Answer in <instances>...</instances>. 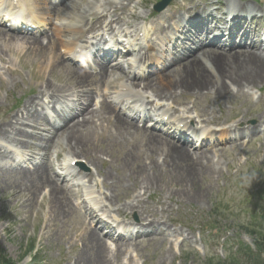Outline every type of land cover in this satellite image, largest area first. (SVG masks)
I'll return each instance as SVG.
<instances>
[{"label":"bare ground","instance_id":"obj_1","mask_svg":"<svg viewBox=\"0 0 264 264\" xmlns=\"http://www.w3.org/2000/svg\"><path fill=\"white\" fill-rule=\"evenodd\" d=\"M62 1L0 0V11L5 12L2 19L9 15L8 22H12L14 20L12 16L18 13L25 14L29 22L40 26L44 25L46 17L49 19L63 17L62 26L56 27V31L43 38L11 35L0 30L1 42L11 46H14L15 42L21 51L27 49V45L29 49H37L34 51L35 54L54 50L55 46L59 52L61 43L64 53H60V62L53 52L50 55L43 54V57L47 55L49 58V60L45 58L48 64H42L44 59L39 61L46 70L49 69V72L57 65L65 68L63 62L68 60L81 61L75 57H86L92 47H95L97 52L104 51L107 58L94 62L96 65L94 73L88 72L86 67L77 70L72 67L66 68L69 88L41 81L37 95L28 99L20 110L5 115L0 120V178L13 177L15 172H19L23 180L30 183L26 203H31L33 198L41 195L44 191L41 188H48L49 191L41 199L43 201L47 199V218L51 215L54 219L64 221L75 214L79 215L84 225L82 229L95 228V231L91 229L93 232L86 231L81 234V240L84 241L81 252H85L89 247L98 254L95 264H112L108 258L111 251L136 250V244L131 245L130 241L133 238L125 239L124 236H119L118 240L114 241L116 243L114 247L109 245L106 240H110L111 234L103 235L101 228L96 227L95 221L99 212L103 219L109 218L116 223L117 217L111 215V210L120 215L136 211L141 217L140 222L131 224L134 229L138 228L139 234L136 235V239L144 241L167 239L170 236L167 231L171 224L162 215L157 217L147 211L140 194L136 195V201L130 200L124 206L118 205L117 209H112L118 204L112 188L114 177L110 172L100 174L98 164L103 159L102 156H111L117 147L118 152L122 153L131 136L143 130L149 140V143L144 145L146 149L137 148L138 152L135 150L129 154L124 153L125 158L136 157L137 161L144 165L145 161L152 164L148 170V177H143L144 180L139 187L145 190V193L158 189L160 184L156 181L155 174L157 170L170 165L174 160L171 151L177 150L176 153L179 151V155L183 154L192 162L193 173L188 180L171 178L173 182L177 180L183 187L173 195L189 202L193 199L200 200L201 196L193 194L192 190L198 178L196 170L201 176L206 175L208 178L221 174L219 160L210 153L215 144L208 143L216 136L215 133L219 132L223 136L224 143L236 147L243 138L254 136L257 130L264 132V117L257 119V126H245L247 130L241 131L239 125L245 118L239 119L238 112L233 115V122L218 116L206 119L207 106L201 108L196 104L198 100L208 104L211 99L218 103L224 97L230 99L248 97L254 88L263 87L264 40L261 33L254 34L253 30L254 28L261 30L259 20L264 18V10L260 4L258 9H250L237 0H186L184 6L179 7L175 4L159 12L155 16L153 27L145 30L146 34L143 36L138 22L149 21L150 18L137 11L138 3L135 0H101L96 4L88 0H69L66 7L62 4L67 0L63 3ZM195 2H201L203 5L196 4L188 8V5ZM139 5L146 8L145 3ZM226 14L232 16V19L226 18ZM214 30L218 32L214 33ZM65 33L68 34V38L63 40L62 38H66ZM85 34H91L92 38H87ZM107 35L111 36V42L115 47L113 50L98 48V45L108 42L105 41ZM60 38L59 43L57 40ZM235 38L240 40L239 45L234 43ZM125 40L126 55L121 52ZM155 43L156 46L159 44L161 50L158 58L150 52L156 47ZM2 54L0 46V56ZM127 55L130 58H127ZM123 59H129L130 67H125L126 60ZM143 60L147 65L157 61L160 70L156 73L150 71L140 63ZM82 62L92 68L88 60ZM113 88L116 90L111 92ZM97 91L102 92L104 98L98 105L93 106L94 93ZM188 96L195 97L197 118L191 115L188 107L179 110L173 106L174 102L176 105H184ZM63 99L71 103L70 106L67 104L65 108L58 110L60 121L58 124L46 111L50 110V107L54 108L55 104ZM119 103L126 104L125 109L130 108L140 114H144L151 105L155 112L163 109L161 115L159 114L162 116L159 122H164L163 120L170 115L164 124L172 122L181 131L199 133L200 136L196 134L198 139L195 145L200 146L197 147L199 150L193 153L186 145L190 141L187 140V143L181 145L176 138H172L170 132L156 134V130H152L155 133L150 132L147 126L139 127L137 123L130 121L125 111L117 110ZM171 112L180 113L173 117ZM196 119H199L200 127L192 126ZM107 125L110 132L107 131ZM208 125H218L220 128L211 129ZM106 132L109 138L106 140L107 149H104L100 143L105 140ZM45 133L50 135L47 137ZM52 146L59 148L58 155L67 152L71 159L57 165L51 164L49 156ZM12 147L27 153L20 155L23 161L37 160L40 152H43L41 157L43 161L36 164L30 162L26 167L19 165L13 169L7 168L12 158H18V153L11 149ZM110 147L113 150H109ZM75 159H84L102 178L101 181L100 178L96 180V184L85 187L86 197L93 205L89 210L84 206L85 200L76 203V200L83 198V192L75 185H62V192L54 185L60 182L62 176L63 182L77 177L76 168L72 166ZM55 168L64 171L65 174L60 175ZM86 177L91 180L94 174H86ZM110 179L111 183L108 182ZM3 184L4 190L9 191L8 196L11 198H17L23 193L20 178H10ZM108 184L110 187H107ZM82 185L84 186V183ZM183 190L185 192L181 193ZM55 196L60 197L59 202L55 201ZM122 196L123 201L130 199L134 197V191L128 186H123ZM169 197H172L171 193ZM79 210L83 212L85 218ZM118 231L120 234L123 233L120 229Z\"/></svg>","mask_w":264,"mask_h":264},{"label":"rangeland","instance_id":"obj_2","mask_svg":"<svg viewBox=\"0 0 264 264\" xmlns=\"http://www.w3.org/2000/svg\"><path fill=\"white\" fill-rule=\"evenodd\" d=\"M135 1L138 3L137 11L150 18L149 21L141 20L144 30L151 29L155 16L159 13L155 9L159 0ZM185 1L172 0L169 6L175 4H178L179 7L184 6ZM237 2L250 9H258L260 4L264 10V0H237ZM68 3L69 0L63 7H66ZM139 3H145L146 8H143ZM196 4L203 5L201 2H195V4L188 5V8ZM151 13L153 15H150ZM259 22L262 30L264 18ZM55 25L60 26V23L56 20L48 27L55 28ZM253 32L254 34L255 32L259 33L260 30L254 28ZM28 37L34 38L35 35H28ZM4 43L0 39V46L3 50V54L0 56V120L5 115L20 110L28 99L37 95L41 81L69 88L66 72L71 66L67 61L63 62L65 68L52 65L56 67L50 72L39 63L44 59L42 64H48L47 55H50L51 52L60 62L58 53L61 52L60 50L58 52L56 46L54 50H46L43 54L47 55L43 57L41 53H34L37 49H29L27 45V49L21 51L15 42L14 46ZM130 80L132 79L130 78ZM187 98L184 105H176L174 102L173 106L179 110L188 107L191 115L197 118L194 106L195 97L188 96ZM196 104L201 108L207 106L206 119L218 116L233 122V115L238 112L239 119L245 118L239 125L240 130H247L244 128L245 126L255 127L258 124L257 119L264 117V85L261 88H254L248 97L243 96L235 99L224 97L218 103L211 99L208 104L203 100H198ZM179 113L176 112L174 116H178ZM51 114L54 116V113ZM196 120L197 123L192 122V124H198L199 119ZM159 126L154 121H149L147 129L150 132L156 130V134H161L163 130L159 129ZM208 126H211V129L218 130L220 128L218 125ZM173 130L171 129L170 132L173 133ZM107 131L110 132L109 125H107ZM108 132L105 133V140L100 143L101 148L107 149ZM47 134L45 133V135ZM215 134L216 136L213 138L215 146L212 147L210 153L215 156L216 160H219L221 174L208 178L206 175L201 176L196 170L198 178L192 190L193 194L201 196V199H193L191 202L173 195L183 187L177 183V180L173 182L171 178L190 179L193 173L192 162L183 154L179 155V151L176 153L177 150H172L171 155L174 160L167 168L157 170L155 178L160 184L158 189L145 193V190L141 189L139 185L141 186L144 178L148 177V170L152 164L145 161L144 165L137 161L136 157H124V153L135 152L137 148L146 149L144 145H147L149 140L143 130L131 136L129 144L124 145L125 149L122 153L118 152V147L114 150L111 147L108 148L113 150L111 156L106 154V156H102L103 159L99 162L98 169L100 174L110 172L114 177L112 188L114 189V199L118 204L112 209H117L118 205L124 206L130 200L136 201V195L140 194L144 199L147 211L157 217L162 215L171 224L167 231L170 236L167 239L144 241L136 239V235L139 234L138 228L134 229L131 226V222L134 224L140 222L141 217L136 211L120 215L111 210V215L116 216L121 224L131 226L130 231H127L126 234L133 238L130 241L131 245L136 244V250L111 251L108 258L112 264H206L209 260L217 261L219 258L224 260L227 257L230 258L229 264L242 262L246 264V258L242 256V252L238 253L237 244L240 242L244 244L242 245L244 248L255 249L254 238L249 233L252 231L254 218H257L256 212L264 206V193L261 192V189L264 188V132L257 130L254 136L243 138L240 145L236 147H232L230 143H224L223 136L219 132ZM178 135H180L179 132L175 134V136ZM187 135L188 133L180 135L181 137L178 136V143L183 145ZM186 145L193 153L199 150L194 145ZM50 150L51 164L64 162L67 152H62L64 154L58 156L56 153H59V148L52 146ZM19 153L24 154L22 150ZM42 154L43 152H40L39 159L35 161H40ZM14 162V158H12L7 168L13 169L14 164L17 163ZM78 164L80 165H76V168L81 171L78 179H82L87 185H92L94 182L89 183L85 174L93 173L96 178V170L93 172V167L82 159L78 161ZM193 167L195 168V165ZM55 169L60 175L63 174L58 168ZM153 170L156 171V169ZM10 178L22 180L23 193L17 198L9 197V191L4 190L3 183ZM108 182L111 183V179ZM0 184L4 186L3 188L0 185V248L4 249L12 260L17 264H95L97 262L98 254L94 249L88 247L85 252H81L84 242L81 240V234L86 231L87 233L93 232L91 229L95 231L94 227H88V230L82 229L84 225L81 223L79 215L76 214L64 221L58 218L54 219L51 215L47 218V199L44 201L41 199L49 191L48 188H41L44 190L41 191V195L39 194L36 199L33 198L31 203H26L25 199L29 196L27 191L30 183L23 180V176L19 172H15L13 177L0 178ZM67 184L73 185V183L69 184L63 181L58 182L57 185L54 183L60 192H62L61 186ZM123 186L131 188L134 191V197L123 201ZM107 187L110 185L108 184ZM180 192L184 193L185 190ZM107 193L109 192L107 191ZM170 193L172 197H169ZM54 199L56 202L60 201L59 196H55ZM79 201L80 199L76 202ZM83 218H85L84 215ZM103 232L108 233L105 229ZM113 237L114 239L106 240L107 237L105 239L112 247L116 244L114 241L118 239L116 235ZM31 242H35L40 252L35 262L31 261L30 256L22 259Z\"/></svg>","mask_w":264,"mask_h":264},{"label":"trees","instance_id":"obj_3","mask_svg":"<svg viewBox=\"0 0 264 264\" xmlns=\"http://www.w3.org/2000/svg\"><path fill=\"white\" fill-rule=\"evenodd\" d=\"M264 193V188L261 189ZM257 218H254L252 224V231L249 233L255 242V249L251 250L250 247L244 248L243 243H238V253L242 252V256L246 258V264H264V206L262 209L256 212ZM34 245L30 244L26 255L33 251ZM234 254V253H233ZM236 254V253H235ZM230 258L218 259L217 261L209 260L206 264H229ZM0 264H14L13 260L7 255V253L0 248ZM238 264H245L244 262Z\"/></svg>","mask_w":264,"mask_h":264},{"label":"water","instance_id":"obj_4","mask_svg":"<svg viewBox=\"0 0 264 264\" xmlns=\"http://www.w3.org/2000/svg\"><path fill=\"white\" fill-rule=\"evenodd\" d=\"M170 1L171 0H163L162 2H160L158 6V10H162L163 8H165L169 4Z\"/></svg>","mask_w":264,"mask_h":264}]
</instances>
